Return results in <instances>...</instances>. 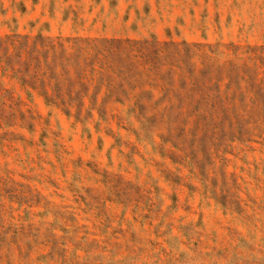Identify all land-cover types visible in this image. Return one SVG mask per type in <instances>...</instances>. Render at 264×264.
<instances>
[{
    "label": "rangeland",
    "instance_id": "rangeland-1",
    "mask_svg": "<svg viewBox=\"0 0 264 264\" xmlns=\"http://www.w3.org/2000/svg\"><path fill=\"white\" fill-rule=\"evenodd\" d=\"M14 30L156 40L163 65L135 70L176 89L264 77V0H0ZM27 90L0 67V264H264V146L139 140L127 106L81 122Z\"/></svg>",
    "mask_w": 264,
    "mask_h": 264
},
{
    "label": "trees",
    "instance_id": "trees-1",
    "mask_svg": "<svg viewBox=\"0 0 264 264\" xmlns=\"http://www.w3.org/2000/svg\"><path fill=\"white\" fill-rule=\"evenodd\" d=\"M155 42L14 30L0 36V67L3 75L26 87L29 96L37 91L47 106L77 121L93 110L104 116L109 103L127 106L126 114L139 123L130 129L139 140L152 141V133L162 127L164 141L175 146L176 134L202 151L221 146L226 154L235 143L264 146V77L257 81L251 69L241 75L231 68L222 85V76L216 79L204 65L176 89L170 71L142 78L135 70L137 63L149 72L163 65ZM158 87L175 93L155 97Z\"/></svg>",
    "mask_w": 264,
    "mask_h": 264
}]
</instances>
